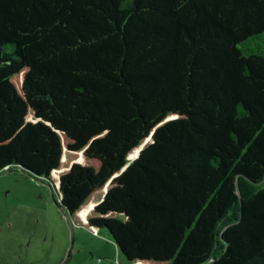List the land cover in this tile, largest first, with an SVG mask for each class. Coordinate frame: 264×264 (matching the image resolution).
I'll list each match as a JSON object with an SVG mask.
<instances>
[{
  "label": "trees",
  "instance_id": "1",
  "mask_svg": "<svg viewBox=\"0 0 264 264\" xmlns=\"http://www.w3.org/2000/svg\"><path fill=\"white\" fill-rule=\"evenodd\" d=\"M3 170L128 264H264V0H0Z\"/></svg>",
  "mask_w": 264,
  "mask_h": 264
},
{
  "label": "rangeland",
  "instance_id": "2",
  "mask_svg": "<svg viewBox=\"0 0 264 264\" xmlns=\"http://www.w3.org/2000/svg\"><path fill=\"white\" fill-rule=\"evenodd\" d=\"M59 202L50 183L0 172V264H128L105 229L68 221Z\"/></svg>",
  "mask_w": 264,
  "mask_h": 264
},
{
  "label": "water",
  "instance_id": "3",
  "mask_svg": "<svg viewBox=\"0 0 264 264\" xmlns=\"http://www.w3.org/2000/svg\"><path fill=\"white\" fill-rule=\"evenodd\" d=\"M62 209V208H61ZM64 215L66 216V218H67V220L69 221L70 220V217H69V215L67 214V213H65L64 212ZM112 239V238H111ZM113 240V239H112ZM114 242V241H113ZM114 244H115V242H114ZM116 246V245H115Z\"/></svg>",
  "mask_w": 264,
  "mask_h": 264
}]
</instances>
